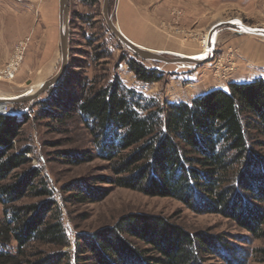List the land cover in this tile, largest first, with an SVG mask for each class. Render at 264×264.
<instances>
[{
    "label": "trees",
    "instance_id": "obj_1",
    "mask_svg": "<svg viewBox=\"0 0 264 264\" xmlns=\"http://www.w3.org/2000/svg\"><path fill=\"white\" fill-rule=\"evenodd\" d=\"M125 62L139 80L159 79L136 57ZM66 84L63 78L52 87L53 95L41 101L34 118L57 121L76 113L93 136L97 157L109 162L115 176H102L100 182L174 198L197 213L230 218L264 238L259 228L263 217L250 202H264L263 77L231 82L190 102L146 99L121 88L118 78L79 94L64 90ZM27 120L25 113H0V264H71L62 250L69 241L52 189L37 168L29 167L31 148L15 147ZM61 155L69 162L90 157L73 150ZM63 190L70 192L68 201L94 200L89 199L92 189L80 183L69 182ZM27 194L41 202L15 205ZM199 235L165 219L125 216L114 227L79 235L77 264H200L205 253L227 250L219 238ZM130 238L149 245L155 256H144ZM11 242L16 243L13 251ZM28 243L54 246L58 252L50 256L39 249L31 255ZM256 253L264 262V248Z\"/></svg>",
    "mask_w": 264,
    "mask_h": 264
},
{
    "label": "rangeland",
    "instance_id": "obj_2",
    "mask_svg": "<svg viewBox=\"0 0 264 264\" xmlns=\"http://www.w3.org/2000/svg\"><path fill=\"white\" fill-rule=\"evenodd\" d=\"M102 5L103 0L91 3L68 0L69 53L64 90L72 89L79 94L80 90L84 92L88 87L103 86L118 78L121 88L132 89L146 99L190 102L214 88L225 89L231 82L264 78V37L240 33L238 28L229 26L218 29L212 41V57L203 63L165 64L136 57L159 77L156 81L139 80L125 62L135 56L109 31ZM108 12H113V22L131 42L171 56L200 54L210 28L219 22L239 20L247 27L264 28V0H109ZM21 44L24 50L14 76H0V96L17 95L57 71L60 64L58 0H0V71ZM124 56L126 59L121 61ZM250 75L245 81H236ZM52 95L51 87L32 100L4 105L0 113L21 104L16 111L28 116L15 147L31 148L29 167L37 168L52 189L69 241L62 250L67 252L71 264H77L79 257V235L114 227L122 217L130 215L165 219L190 234L225 242L227 250L219 255L205 253L200 264H264L263 257L255 254L264 248V238L254 236L232 219L216 213H197L171 197L147 196L138 190L100 182L102 176L110 179L115 176L109 162L97 157L93 136L76 113L57 117V121L36 115L34 118L41 101ZM68 150L82 151L90 157L69 162L61 155ZM69 182L92 189L94 195L89 199L94 200L79 203L70 198L68 201L70 192L63 188ZM33 202L41 199L27 194L15 205ZM250 202L263 217L259 228L264 231V202ZM2 207L0 203V221L4 216ZM130 240L144 256H155L149 245ZM15 245L11 242L8 249L13 251ZM25 247L31 255L39 249L50 256L58 252L54 246L37 243Z\"/></svg>",
    "mask_w": 264,
    "mask_h": 264
},
{
    "label": "water",
    "instance_id": "obj_3",
    "mask_svg": "<svg viewBox=\"0 0 264 264\" xmlns=\"http://www.w3.org/2000/svg\"><path fill=\"white\" fill-rule=\"evenodd\" d=\"M109 0H103L102 13L106 26L109 31L115 36L118 42L128 52L133 54L144 61L162 62L165 64H180V63H192L199 64L209 60L212 57L214 49L213 37L215 36L218 29L221 27H236L240 33H246L251 35H257L264 37V28H251L244 26L239 20H232L228 22H219L213 25L208 32V43L206 46L205 53L200 55L198 58L189 57L185 55H173L164 52L143 48L129 39H127L118 29L113 22V12H108ZM58 36H59V49H60V64L57 71L47 80L39 83L36 86H32L23 92L14 96H0V109L6 104L19 103L25 100H32L35 96L46 91L47 89L57 85L63 76L65 75L68 66V43H69V10L68 0H58ZM171 56L167 58L166 56Z\"/></svg>",
    "mask_w": 264,
    "mask_h": 264
},
{
    "label": "built area",
    "instance_id": "obj_4",
    "mask_svg": "<svg viewBox=\"0 0 264 264\" xmlns=\"http://www.w3.org/2000/svg\"><path fill=\"white\" fill-rule=\"evenodd\" d=\"M23 50H24V45L21 44L19 45L16 50H15V54L12 55V58L9 59V61L5 64V66L3 67V69H1L0 71V76L6 77V78H11L12 76H14L15 72L17 71V68L21 62V58H22V54H23ZM7 110H3V112L5 114L8 115H14L19 117L20 113H18L16 110H13V108H9Z\"/></svg>",
    "mask_w": 264,
    "mask_h": 264
},
{
    "label": "bare ground",
    "instance_id": "obj_5",
    "mask_svg": "<svg viewBox=\"0 0 264 264\" xmlns=\"http://www.w3.org/2000/svg\"><path fill=\"white\" fill-rule=\"evenodd\" d=\"M117 29L119 30V28L117 27ZM120 31V30H119ZM121 32V31H120ZM147 32V31H146ZM122 33V32H121ZM141 34V33H140ZM132 36V38L134 39L135 37H134V35H131ZM141 36H142V34H141ZM147 37V34L146 33H143V37ZM127 38V37H126ZM128 39V38H127ZM207 43H208V37H205V40L203 41V49H202V52L200 53V54H194V55H188L189 57H195V58H198L200 55H203L204 54V52H205V50H206V46H207ZM185 56H187V55H185Z\"/></svg>",
    "mask_w": 264,
    "mask_h": 264
},
{
    "label": "crops",
    "instance_id": "obj_6",
    "mask_svg": "<svg viewBox=\"0 0 264 264\" xmlns=\"http://www.w3.org/2000/svg\"><path fill=\"white\" fill-rule=\"evenodd\" d=\"M130 27V26H129ZM252 77V75H250V76H246V77H241V78H238L236 81H245L246 79H249V78H251Z\"/></svg>",
    "mask_w": 264,
    "mask_h": 264
}]
</instances>
